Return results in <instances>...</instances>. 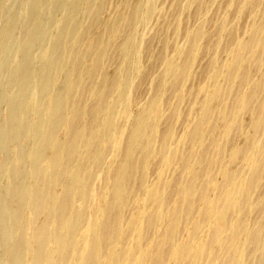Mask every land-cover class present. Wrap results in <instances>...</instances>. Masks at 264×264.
I'll use <instances>...</instances> for the list:
<instances>
[{
    "label": "bare ground",
    "instance_id": "1",
    "mask_svg": "<svg viewBox=\"0 0 264 264\" xmlns=\"http://www.w3.org/2000/svg\"><path fill=\"white\" fill-rule=\"evenodd\" d=\"M47 1L0 100V264H264V0Z\"/></svg>",
    "mask_w": 264,
    "mask_h": 264
},
{
    "label": "rangeland",
    "instance_id": "2",
    "mask_svg": "<svg viewBox=\"0 0 264 264\" xmlns=\"http://www.w3.org/2000/svg\"><path fill=\"white\" fill-rule=\"evenodd\" d=\"M49 1H50V4H48ZM56 1L57 0H48L47 1L48 7L52 8L53 7L52 5L55 4ZM32 2H33V0H5V1L1 0V2H0L1 3L0 6L2 5L0 8L3 9L1 11L0 30L3 28V26L4 27L7 26V28H10L14 32V34L12 32V37L6 43L5 47H7V49H10L11 47H13L14 44H16V46H17L15 48V50L13 52H11L12 54L9 52H5V54L3 55V58H2V60H4V65L5 64L7 65L5 67H8V68H7V70H5L6 72L3 70L1 75H0V100H2V98H3L2 96L6 95V97H7L8 94L9 95L7 98L13 99L18 93L17 92L18 91L17 86L15 87L14 85H11L9 82H10V79L12 77V74L15 72V70H17L19 68L20 58L22 55V51H20V46H25V45L30 44V42L27 39L29 31L26 30L24 24H29V26H35V25L38 26V24H40V20L42 18V14L44 12V8L39 13H37L36 10L34 11L33 10L34 7H33ZM117 4H118L117 0L112 1V5L109 6L108 12L109 11L114 12V10H116L115 5H117ZM165 4H167V3H165ZM216 18L219 19V17H216ZM6 19H7V22H6L7 24L4 23L6 21ZM53 42H54L53 36L50 35L49 33H47L45 44L39 48L38 53H35L34 58L41 59V55H44L48 51L51 50ZM152 48H153L152 53L154 55H157L159 50L161 49V45L157 42L154 45V47H152ZM117 64H118V55L115 53V55L113 56L111 61H109L108 59H106L104 61L102 69H100L97 72V74L100 76V78H105L107 81L110 82L111 79H113L117 75V71H118ZM147 65L150 68V70H152L153 72L156 71V66H153V68H152L151 62L147 63ZM7 71H8V73H7ZM3 74H5V75H3ZM150 81L152 82V79L148 78L145 81L146 83L144 82L145 85L148 86V89L146 90L147 95L145 96L146 99H150L153 96V92L152 91L150 92V90H152V88H150V86H151ZM2 93H4V94H2ZM38 94L39 93L37 91H34L31 93L29 103L27 105L28 110H31L32 107H34V105L38 104V102H39V95ZM0 104H1L0 105V120H1V119H3V117L7 118L8 114H9V112H8L9 110H8V106L2 105L1 101H0ZM134 111H137L136 106L134 107ZM4 160H5L4 155L0 154V178L3 175V173H2L3 166L2 165H3ZM148 178H149V180L151 179V181L156 179L155 176L150 177V175ZM253 255H252V257L249 258V261L247 262V264H251V262L253 260Z\"/></svg>",
    "mask_w": 264,
    "mask_h": 264
}]
</instances>
